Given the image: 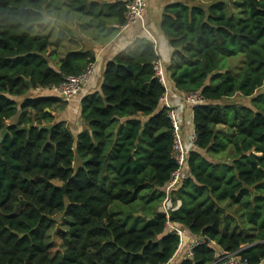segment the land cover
Instances as JSON below:
<instances>
[{
    "label": "trees",
    "instance_id": "obj_1",
    "mask_svg": "<svg viewBox=\"0 0 264 264\" xmlns=\"http://www.w3.org/2000/svg\"><path fill=\"white\" fill-rule=\"evenodd\" d=\"M128 2L70 6L124 24ZM51 3L0 0V264H168L181 243L168 220L185 231L182 245L188 235L205 238L178 264H219L218 249L264 264V0H240L236 16L222 0L165 5L160 27L173 48L166 71L178 90L204 101L193 107L196 148L184 166L191 176L170 191L169 218L155 213L131 230L110 205L136 201L149 184L165 192L178 168L166 88L153 69L160 56L148 42L109 61L101 90L82 99L84 129L75 136L54 114L65 99L32 94L95 60L71 50L52 65L50 36L28 31ZM235 95L249 102H224ZM57 213L71 219L58 231L60 247L49 238Z\"/></svg>",
    "mask_w": 264,
    "mask_h": 264
},
{
    "label": "crops",
    "instance_id": "obj_2",
    "mask_svg": "<svg viewBox=\"0 0 264 264\" xmlns=\"http://www.w3.org/2000/svg\"><path fill=\"white\" fill-rule=\"evenodd\" d=\"M65 1L70 2V6L72 0ZM93 1L106 5L120 0ZM175 1L178 0H147L148 5L145 12V23L150 33L145 31L139 23L124 26V24H121L115 17L98 19L95 15L84 14L72 10L71 6L70 9L72 12H68L64 16L60 13L59 9L48 11L46 16H48L47 18H51L52 21L47 19V22H51V26L47 28V31H51L54 28H56L57 31L61 29V32H58V34L63 35L67 40H62L64 47H57L56 44L53 43L51 35L48 34L49 32L45 34L49 35L51 39V46L48 49L47 55L56 69L60 65L61 60L71 50H88L95 56L94 72L84 82L81 92L73 99L66 100L67 103L63 109L57 108L54 111L58 120L66 121L70 125L75 136L84 129V123L81 118L82 99L89 94L101 90L106 64L113 60L118 53L124 50L137 53L145 43H154V39L156 41L158 54L165 62V65L170 63L173 48L170 46L169 40L162 31L160 24L165 5ZM71 19H74V26L71 25ZM47 22H42V26H45L44 24ZM166 73L168 78L169 106L177 113L182 140L186 148L189 149L191 146L190 136L192 132L195 131L193 123V106L186 101L185 93L174 86L170 77V71H166ZM37 91L39 93L35 95L60 97L58 93L51 88L37 89L33 92ZM216 161H218V159H216ZM182 176H191L187 167L182 170ZM188 238L193 239L195 237L188 235ZM181 247L182 245H180V249H178L174 258L168 264H178L185 258V250Z\"/></svg>",
    "mask_w": 264,
    "mask_h": 264
},
{
    "label": "built area",
    "instance_id": "obj_3",
    "mask_svg": "<svg viewBox=\"0 0 264 264\" xmlns=\"http://www.w3.org/2000/svg\"><path fill=\"white\" fill-rule=\"evenodd\" d=\"M147 5H148L147 0H129V2L127 3L126 21L124 23V26L139 23L141 24L142 28L145 31L150 33L145 23V12ZM153 41H154L155 51L158 54L156 41L154 39ZM94 69H95V62L91 63L84 72L76 75L67 76L66 79L61 84L54 86L53 89L58 93V95L61 98L65 100H71L81 92L84 82L94 72ZM153 69L156 77H158V79L164 84L166 88V92L161 97V101L170 108L169 115L174 126V134H175L174 152L178 162V168L172 173V176L166 185L165 202H167L170 191L174 188H177L181 179H183L182 170L184 169L185 166L187 154L190 150L196 148V133L194 131L193 134H191L190 136L191 146L189 149L186 148L182 140V136L180 134V130H179L180 123L177 117V113L171 106H169L168 78L166 73V65L161 57L154 61ZM185 99L193 107L203 103L204 101V99L198 93H188L185 96ZM166 213H167V217L169 218L168 210L166 211ZM166 226L168 229L173 230L176 234L179 235L181 240L180 245H182L184 241V237L186 235L185 231L182 228L174 225L169 220L167 221ZM202 242H205V238L202 236H196L195 238H193L188 245L185 258L192 257L194 254V249ZM212 243L215 242L212 241ZM216 262H218L219 264H250L247 259L241 258L238 251L230 252L221 249H218L217 251Z\"/></svg>",
    "mask_w": 264,
    "mask_h": 264
},
{
    "label": "rangeland",
    "instance_id": "obj_4",
    "mask_svg": "<svg viewBox=\"0 0 264 264\" xmlns=\"http://www.w3.org/2000/svg\"><path fill=\"white\" fill-rule=\"evenodd\" d=\"M189 1L192 4L200 3V5L207 4L208 6V4L218 1V0H189ZM222 1H224L229 13H231L232 11L235 14V16L238 15L237 9L239 7L238 3L240 0H222ZM69 3L70 2L68 1L66 2L65 0H52V3L50 4L49 9H47L46 7L43 9V12L46 15L48 11H54L56 9H59L60 13L64 16L66 13L72 12V10L70 9ZM47 17L48 16H46L45 18ZM50 20L52 21L51 18ZM47 21H43V22H47ZM70 22H71V25L74 26V19H71ZM44 25L45 26H42V25H39L38 23L30 24L28 27V31L32 35H42V34L45 35L47 32H49L48 34L51 35L53 43H55L57 47H64L62 40L63 39L66 40V37H63V35L58 34V32H61V29H59L60 31H57V29L54 28L51 31H47V28L51 26V22H47ZM238 58H240V56H238ZM233 63H237V59H234ZM228 64H232V62H228ZM32 93L36 94L39 92L37 91V92H32ZM16 99L21 100V98H18V97ZM224 102L225 103H238V102L248 103L249 99L241 95H235L234 97L224 99ZM215 128L220 129V130L231 131L225 125H218V126H215ZM180 134H181V131H180ZM203 153L206 154L205 151H203ZM219 156H225V155H219ZM206 157H208L209 159H212L208 154H206ZM217 159L220 160L221 158H217ZM182 178L183 179H181L178 185V189L184 183L183 181L185 177L182 176ZM174 190H177V189H174ZM195 193H196L195 191H191L190 194L195 195ZM165 195L166 194L164 191H161V189H158L156 187H152L149 184V186L140 193L136 201L131 202L129 204L122 203L120 201H115L110 205L109 210L121 224L125 225V227L128 230H131L133 228L140 229L144 226L147 219L152 218L155 213L163 212L167 216L166 211L168 210V214H169L170 208L172 206V202L171 204L169 203V201L165 202V197H166ZM192 206H193L192 203L187 205L186 211H188ZM231 215L235 218V215L233 213ZM53 218L55 219V222L50 230L49 238H50V241H52V243L55 244V246L60 247L61 239L58 236V231L67 230L71 219L67 217L65 213H57L53 216ZM186 248H188L186 245H182V249L186 250Z\"/></svg>",
    "mask_w": 264,
    "mask_h": 264
},
{
    "label": "water",
    "instance_id": "obj_5",
    "mask_svg": "<svg viewBox=\"0 0 264 264\" xmlns=\"http://www.w3.org/2000/svg\"><path fill=\"white\" fill-rule=\"evenodd\" d=\"M47 19H50V18H45L44 21H47ZM46 110H49L48 108ZM52 126V124L48 125V128H50ZM7 133V129H4L2 130L1 134H0V141L2 139V137L5 136V134Z\"/></svg>",
    "mask_w": 264,
    "mask_h": 264
}]
</instances>
